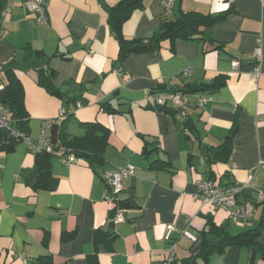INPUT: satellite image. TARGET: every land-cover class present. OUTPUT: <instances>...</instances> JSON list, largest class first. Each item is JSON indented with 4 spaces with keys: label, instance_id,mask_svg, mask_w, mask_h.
Wrapping results in <instances>:
<instances>
[{
    "label": "crops",
    "instance_id": "obj_1",
    "mask_svg": "<svg viewBox=\"0 0 264 264\" xmlns=\"http://www.w3.org/2000/svg\"><path fill=\"white\" fill-rule=\"evenodd\" d=\"M28 1L42 0H0V89L3 68L14 67L29 114L24 135L32 140L0 150V264H36L44 256L52 264H166L170 254L189 255L207 218L231 234L261 229L256 244L230 245L206 264H264V198L258 193L264 195V1L174 0L164 9L161 0H142L122 25L126 39L150 37L164 20L193 11L224 15L200 27L222 47L178 37L122 60L107 14L119 0H45L46 22L27 10ZM258 47L261 72L253 80ZM233 59L240 61L235 71ZM50 70L60 95L37 82ZM185 70L191 73L183 76ZM186 85L203 90L189 92L183 110L154 105V92ZM198 95L210 100L200 107ZM64 109L71 114L67 129L71 120L73 132L84 130L80 122H97L107 129V144L101 158L78 157L68 166L53 156L54 189H34L26 181L38 177L34 157L42 123ZM225 141L231 150L222 161ZM129 164L134 170L121 180L120 199H130L132 207L114 224L101 175ZM250 173L252 189L237 196L253 205L250 225L233 223L224 209L195 198L197 179L243 183ZM98 229L115 234L109 249Z\"/></svg>",
    "mask_w": 264,
    "mask_h": 264
},
{
    "label": "trees",
    "instance_id": "obj_2",
    "mask_svg": "<svg viewBox=\"0 0 264 264\" xmlns=\"http://www.w3.org/2000/svg\"><path fill=\"white\" fill-rule=\"evenodd\" d=\"M142 6V0H119L114 6L107 8L108 23L110 29L115 36L119 45V60L124 59L131 53H147L158 50L160 43L164 39H174L178 37L202 40L203 43L213 46L214 49L221 48L222 45L214 40L211 35L202 33L201 26L211 25L224 15L203 16L198 12L180 11L172 20H164L159 29L147 38L126 39L122 34V25L130 17L135 9ZM2 77L5 85L0 89V104L4 105L8 111L12 121V127L18 132L26 134L28 129L27 121L29 114L24 105V89L21 81L16 75L14 67L6 66L2 70ZM55 72L53 70L45 71L39 74L37 82L51 94H61L53 85ZM220 80L217 85H222ZM183 92H196L203 90V87L186 85L181 88ZM159 110L170 112L172 110L159 107ZM65 110V117L59 124L58 140L52 145V152L45 150H37L34 157V165L38 177L36 180H27L26 183L34 189L47 188L54 189L55 181L51 174V160L53 156H66L72 154L75 159L78 157L89 156L91 160L101 158V153L107 144V129L97 122L83 123L79 126L84 130L81 132H73L66 128V120L71 114ZM54 120V119H51ZM236 126L233 125V130ZM21 141L20 137L12 136L9 131L0 129V150L10 151L17 143ZM218 154L220 160L225 161L231 150V142L225 141L221 146ZM60 154V155H59ZM212 180H220L210 178ZM116 206L120 208L132 207L130 199H119L118 204L114 205L113 214ZM112 222V221H111ZM264 222V220L262 221ZM261 228L256 227L247 229L238 234H231L218 226L212 218L206 219L205 229L200 234L199 242L190 247L189 255L180 259L174 258L170 264H206L210 257L216 253H223L225 248L230 245H254L257 243L259 231ZM97 237L101 238V242L107 249L111 247L115 238L113 232L96 230ZM36 264H52L48 256L41 257Z\"/></svg>",
    "mask_w": 264,
    "mask_h": 264
},
{
    "label": "built area",
    "instance_id": "obj_3",
    "mask_svg": "<svg viewBox=\"0 0 264 264\" xmlns=\"http://www.w3.org/2000/svg\"><path fill=\"white\" fill-rule=\"evenodd\" d=\"M164 9H169L172 6L174 0H161ZM264 1V0H263ZM28 11L36 14V20L39 22L47 21L46 13V1H28L25 3ZM4 28L3 23L0 22V41L2 39ZM255 60L252 66L251 78L256 80L260 75V60H261V48L258 47L254 50ZM240 67V61L233 59L231 61L232 70H237ZM191 73L190 70H185L182 75L188 76ZM190 93L183 92L182 90H171L166 92H154L153 100L154 105L157 107H173L181 108L182 110L189 103ZM197 105L202 107L206 104L210 97L208 95H198ZM77 107H80V103H76ZM65 117V111L61 110L60 114L54 120H44L41 127L40 137L37 144L35 145L36 150H45L47 152H52L51 144V128L53 125H59L60 122ZM0 129L7 130L12 136L20 137L27 144L32 145V140L30 137L18 132L12 127V121L9 115L8 109L0 104ZM60 155V154H59ZM61 162L65 165H70L76 159L72 154L66 156H60ZM134 166L129 164L123 168H119L111 172H103L102 180L107 188L106 199L112 202L114 205L118 204L123 187L121 180L124 176L132 174ZM252 173L248 175L247 181L243 183H229L223 184L219 183L217 180L212 179H197L195 181L197 192L195 198L199 199L203 205L209 206L213 209H224L227 211L228 219L233 223H244L250 225L251 217L253 216V205L250 202H240L237 196L246 190L252 189L251 186ZM260 198H264L262 191H258ZM125 208H120L116 206V211L112 216V223H118L123 221ZM172 229V225L167 226V233L165 238L169 239V234ZM174 260V257L170 254L166 259V264H170Z\"/></svg>",
    "mask_w": 264,
    "mask_h": 264
},
{
    "label": "water",
    "instance_id": "obj_4",
    "mask_svg": "<svg viewBox=\"0 0 264 264\" xmlns=\"http://www.w3.org/2000/svg\"><path fill=\"white\" fill-rule=\"evenodd\" d=\"M58 129H59V125H53L51 128V144L55 145L57 143L58 140Z\"/></svg>",
    "mask_w": 264,
    "mask_h": 264
},
{
    "label": "rangeland",
    "instance_id": "obj_5",
    "mask_svg": "<svg viewBox=\"0 0 264 264\" xmlns=\"http://www.w3.org/2000/svg\"><path fill=\"white\" fill-rule=\"evenodd\" d=\"M72 123H75L74 120H71ZM71 122H69L70 124L68 125V130L71 128Z\"/></svg>",
    "mask_w": 264,
    "mask_h": 264
}]
</instances>
